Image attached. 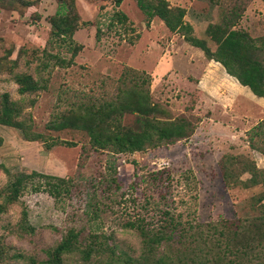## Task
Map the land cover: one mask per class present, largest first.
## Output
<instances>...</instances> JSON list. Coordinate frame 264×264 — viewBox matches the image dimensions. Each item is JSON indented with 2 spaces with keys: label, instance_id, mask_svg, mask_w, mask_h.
Returning a JSON list of instances; mask_svg holds the SVG:
<instances>
[{
  "label": "rangeland",
  "instance_id": "rangeland-1",
  "mask_svg": "<svg viewBox=\"0 0 264 264\" xmlns=\"http://www.w3.org/2000/svg\"><path fill=\"white\" fill-rule=\"evenodd\" d=\"M66 1L79 19L72 43L80 50L72 62L67 43L49 40V19L57 0H0V94L7 93L22 107L35 138L26 141L18 130L0 125V165L12 175L53 176L67 180L70 186L67 193L51 198L41 190L32 191L28 183L16 202L5 204L1 195L8 175L0 170V264H27L29 258L46 264V251L68 230L78 233L80 249L89 244L97 251L86 261L77 252L66 254L61 264H126L128 260L154 264L159 252L167 251L171 257L181 226L235 220L244 224L258 215L260 185H225L218 162L222 155L230 154L240 164L253 162L264 169V157L258 153L261 139L253 138L250 148V129L240 133L244 115L229 117L223 111L224 99L217 94L211 100L201 98L187 85L186 72L177 62L184 42L181 36L170 33L157 18L146 25L134 0H122L118 7L110 0ZM165 1L169 7L185 10L183 20L191 26L192 35L204 40L210 50L214 45L204 30L208 24L218 23L232 6L240 16L236 28L253 38L264 37V3L259 0ZM117 12L126 17L124 24L115 21ZM43 52L57 55L63 64L54 63ZM163 56L161 64L170 69L161 72L157 66ZM18 73L30 75L44 87L33 94H17L12 74ZM141 73L149 77L142 88H146L149 102L158 107L154 116L184 118L193 129L186 140L122 154L92 149L82 130L45 128L57 116L75 113L83 105L114 101ZM120 125L134 129V116L124 114ZM42 138L71 145L46 148ZM247 178V174L240 176L241 181ZM21 212L25 225L33 230L30 233L20 227ZM162 217L165 221L177 219L179 228L168 233L172 236L166 245L158 249L153 245L147 252L142 233L165 232L166 222L159 226ZM209 235L204 251L194 238L180 241L183 257L197 262L206 251L207 264H264V237L248 233L240 253L233 255L223 254L221 239ZM181 261L185 263V259Z\"/></svg>",
  "mask_w": 264,
  "mask_h": 264
},
{
  "label": "trees",
  "instance_id": "trees-1",
  "mask_svg": "<svg viewBox=\"0 0 264 264\" xmlns=\"http://www.w3.org/2000/svg\"><path fill=\"white\" fill-rule=\"evenodd\" d=\"M113 6L118 7L122 0H110ZM264 3V0H259ZM136 7L145 17V24L148 25L152 18H157L163 26L170 32L179 34L182 40L199 50L208 61L218 63L224 72L234 78L237 83L246 87L249 92L264 100V37H251L246 31L236 28L239 14L234 6L227 12L222 13L220 21L215 24H208L204 30L206 37L213 43L214 49L210 50L204 40L197 39L192 35L191 26L184 22L185 10L179 7H169L165 0H134ZM115 21L121 24L126 22V17L121 13L114 14ZM50 42L57 41L59 44L67 43L70 51V59L78 53L80 46L72 43V35L79 26V19L72 4L66 0H57L56 9L49 19ZM43 55L52 59L54 63L63 64V59L57 55L43 52ZM1 67V66H0ZM12 79L16 84L17 94L23 96L33 94L44 87L28 74H12ZM131 86L121 89L114 101L100 103L98 106L83 105L75 113L59 115L54 120L45 124L47 130L60 131L64 129H75L84 131L89 138V145L96 151L109 150L114 153H134L161 146H168L179 141L186 140L191 136L193 129L184 118H158L154 114L158 107L149 102L146 88L149 77L138 74L133 77ZM139 81V83L137 82ZM124 114L134 116V129H127L120 125V120ZM0 125L14 128L19 131L26 141H34V134L30 131V125L23 118L22 107L9 99L7 93L0 94ZM254 137L261 139V151L264 154V118L259 121L248 132L247 142L252 148ZM46 148L61 144H71L62 141L50 142L42 138ZM236 156L224 154L219 159L220 175L223 183L234 186L239 183L242 187L260 185L261 192L257 198L258 215L249 220L240 221H219L212 224H197L190 227H177V219L169 217L168 221L162 217L159 226L165 222V232L162 230L143 232V243L145 251H151L153 245H166L171 234L178 229V239L176 247L172 248L171 257L167 251L157 254L154 264H207L206 251L204 258L199 257L197 262L192 257H183L185 251H181L183 246L179 243L187 242L194 238L198 242L200 251H204L209 246L210 235H217L221 239L223 247L222 253H240V246L246 239L248 233H254L264 237V169H259L253 162L238 163ZM0 170L8 175V182L5 185L3 195L5 204H12L17 201L25 185L29 183L32 191H43L51 198H58L62 193L69 191V182L53 176L41 174L12 175L8 170L0 165ZM192 178L191 173H186ZM241 174H247L248 178L241 181ZM36 179V182H32ZM193 179V178H192ZM1 209V208H0ZM24 213L21 212L20 227L24 232H32L31 227H27L24 221ZM165 221V222H164ZM164 222V223H163ZM163 223V224H162ZM158 226V227H159ZM157 227V229H159ZM141 229V228H140ZM141 231H144L141 229ZM146 231V230H145ZM171 233V234H168ZM78 233L68 230L60 241L51 249L46 251V264H61L62 256L77 252L81 259L88 260L90 254L97 251L87 244L80 249ZM179 241V242H178ZM206 241L207 245L203 242ZM210 247L215 246L210 244ZM232 255V256H233ZM3 252L0 247V261ZM185 259V263L181 261ZM187 262V263H186ZM231 263V261H230ZM27 264H38L32 258L27 259ZM126 264H135L134 260H128ZM215 264H218L215 262ZM233 264H236L233 261Z\"/></svg>",
  "mask_w": 264,
  "mask_h": 264
},
{
  "label": "crops",
  "instance_id": "crops-1",
  "mask_svg": "<svg viewBox=\"0 0 264 264\" xmlns=\"http://www.w3.org/2000/svg\"><path fill=\"white\" fill-rule=\"evenodd\" d=\"M186 45L185 42L180 43L177 62L186 72L184 80L191 89H196L200 97L207 100H211L210 96L214 97L215 94L224 99V103H222L224 105L223 111L229 117L237 113L239 115L243 114L245 120L241 122V128L243 129V132L239 129L241 134L247 132L264 118V100L262 98L253 96L246 87L240 86L234 78L224 72L218 63L208 61L201 52L199 54V52L189 51ZM191 49L197 50L193 47ZM191 55L195 57L193 60ZM159 59L160 62L157 68L161 69V72L170 69V66L161 64V61H165L164 56ZM154 73L156 72L154 71ZM152 77L154 80L157 79L155 75H152ZM244 91H247V94ZM260 151L258 152L259 155L264 157V154Z\"/></svg>",
  "mask_w": 264,
  "mask_h": 264
}]
</instances>
